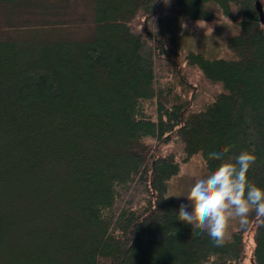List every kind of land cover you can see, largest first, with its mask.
I'll list each match as a JSON object with an SVG mask.
<instances>
[{"label": "trees", "instance_id": "1", "mask_svg": "<svg viewBox=\"0 0 264 264\" xmlns=\"http://www.w3.org/2000/svg\"><path fill=\"white\" fill-rule=\"evenodd\" d=\"M256 1L0 0V264H264V222L217 247L166 186L230 146L264 188ZM208 2L235 21V58L180 62L182 23L211 21Z\"/></svg>", "mask_w": 264, "mask_h": 264}, {"label": "clouds", "instance_id": "2", "mask_svg": "<svg viewBox=\"0 0 264 264\" xmlns=\"http://www.w3.org/2000/svg\"><path fill=\"white\" fill-rule=\"evenodd\" d=\"M229 151L230 146H225L208 153L205 165L215 160L219 161L217 167L196 179L183 196L187 203H182L176 214L181 223L192 225L195 235L206 232L217 247L224 245L232 221L244 227L254 215L264 222V188L248 178L257 157L241 151L233 159Z\"/></svg>", "mask_w": 264, "mask_h": 264}, {"label": "rangeland", "instance_id": "3", "mask_svg": "<svg viewBox=\"0 0 264 264\" xmlns=\"http://www.w3.org/2000/svg\"><path fill=\"white\" fill-rule=\"evenodd\" d=\"M205 7L213 15L211 21H184L182 23L186 27H181L177 38L180 48V62L189 52L199 53L208 60L235 58L226 48V39L236 30L235 21L224 17L221 9L212 2L206 3ZM236 21H239L238 17ZM201 101L204 102V99L202 98ZM178 148H180L179 144H168L163 146L159 153L166 155L171 151L175 152ZM207 172L209 171L205 167L201 154H195L189 162L180 165L177 175L168 180L166 183L167 195L172 197L179 206L182 203H187L183 196L187 195L196 179L206 175ZM188 211H191L190 207ZM257 221L256 219L250 221L248 230L245 233V238L249 244L253 243V232ZM241 228L242 226L238 221H232L225 242L231 241L232 235ZM245 264H249L248 261H245Z\"/></svg>", "mask_w": 264, "mask_h": 264}, {"label": "water", "instance_id": "4", "mask_svg": "<svg viewBox=\"0 0 264 264\" xmlns=\"http://www.w3.org/2000/svg\"><path fill=\"white\" fill-rule=\"evenodd\" d=\"M255 10L258 13L260 23L264 25V11L259 0L255 2Z\"/></svg>", "mask_w": 264, "mask_h": 264}]
</instances>
